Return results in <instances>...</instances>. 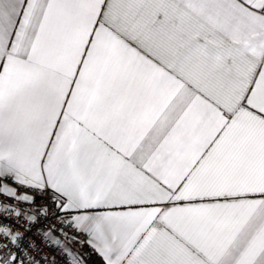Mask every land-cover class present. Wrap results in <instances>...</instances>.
Here are the masks:
<instances>
[{
  "label": "snow or ice",
  "instance_id": "1",
  "mask_svg": "<svg viewBox=\"0 0 264 264\" xmlns=\"http://www.w3.org/2000/svg\"><path fill=\"white\" fill-rule=\"evenodd\" d=\"M0 194L100 264H264V0H0Z\"/></svg>",
  "mask_w": 264,
  "mask_h": 264
},
{
  "label": "built area",
  "instance_id": "2",
  "mask_svg": "<svg viewBox=\"0 0 264 264\" xmlns=\"http://www.w3.org/2000/svg\"><path fill=\"white\" fill-rule=\"evenodd\" d=\"M31 195L19 192L18 195ZM16 197H11V206H5L0 200V248H7L23 257L26 264L34 259L36 264H72L73 258L62 243L53 236L74 240L75 229L62 225L61 219L55 215H47V210L57 212L58 209L48 203L49 197L36 196L24 207ZM12 237H16L13 242ZM81 243V242H80Z\"/></svg>",
  "mask_w": 264,
  "mask_h": 264
},
{
  "label": "crops",
  "instance_id": "3",
  "mask_svg": "<svg viewBox=\"0 0 264 264\" xmlns=\"http://www.w3.org/2000/svg\"><path fill=\"white\" fill-rule=\"evenodd\" d=\"M0 200H2L3 203H5V206H11V202H10L11 201V197H7L5 195L0 194ZM20 203H21L22 206H24V207L26 206L27 207L29 201H23V200H21ZM53 238L56 239V240H58L60 243H62L66 247V249L68 250V252L70 253V255L72 256L73 259L75 258L79 262V264H83L81 258L78 256L76 250L70 244V241L71 240L62 239V238L57 237V236H53Z\"/></svg>",
  "mask_w": 264,
  "mask_h": 264
},
{
  "label": "trees",
  "instance_id": "4",
  "mask_svg": "<svg viewBox=\"0 0 264 264\" xmlns=\"http://www.w3.org/2000/svg\"><path fill=\"white\" fill-rule=\"evenodd\" d=\"M70 244L76 250L78 256L81 258L83 257V264H100L99 259L91 253V249L77 241H70Z\"/></svg>",
  "mask_w": 264,
  "mask_h": 264
}]
</instances>
